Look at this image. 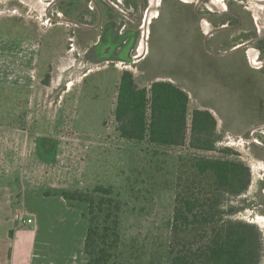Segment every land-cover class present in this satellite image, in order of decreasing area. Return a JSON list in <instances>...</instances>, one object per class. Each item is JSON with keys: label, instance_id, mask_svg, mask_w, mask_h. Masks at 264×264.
<instances>
[{"label": "rangeland", "instance_id": "obj_1", "mask_svg": "<svg viewBox=\"0 0 264 264\" xmlns=\"http://www.w3.org/2000/svg\"><path fill=\"white\" fill-rule=\"evenodd\" d=\"M52 1L0 0V62L4 61L3 67L14 57L1 49L15 45L12 41L26 38V23L31 22L32 27L39 28V40L43 45L42 55L36 58L32 68L46 70L34 72L32 83L14 84L16 74L8 81L0 75V188L11 189L14 216L20 210L24 191L29 188L42 189L47 196L69 192L94 197L101 196L95 192L99 187L111 189L112 197L120 204L121 220L120 242L111 262L169 264L179 177L189 171L195 157L223 155L195 151L188 144L162 147L147 141L123 139L117 131L114 110L121 75L129 71L141 88L149 87L154 81H167L184 89L190 96L189 115L206 106L215 111L222 138L218 147L230 148L231 158L243 162L251 172L249 190L231 199V204L242 209L233 218L257 224L264 239V123L252 119L260 114L257 113L259 109L254 108L261 105L264 87L251 81L253 75L245 70L241 56L222 60L224 63L217 68H201V61L193 68H153L164 60L166 67L170 66L168 63L181 61L182 58L176 56L177 40L174 38L177 35L173 33L180 35L177 38L182 41L188 35H183L184 6L175 8L174 0H166L167 4L162 0H150L146 19L140 24L143 28L138 50L133 54L137 63L121 61L104 68L107 65L88 62L84 50L81 56L70 51L72 26L53 27L59 22L49 13L56 16L60 10L56 6L47 7ZM190 1L192 12L220 14L216 23L223 18L232 22L228 30L219 31L218 37H214L224 42L218 48L220 51L246 44V53H243L247 58H252L256 68L264 65V0ZM228 12L239 15L240 20L232 18ZM187 28L195 30L197 35L208 34V37L215 30L204 16L190 19ZM245 35L250 41L244 42ZM178 43L181 47L182 43ZM161 54L166 58H161ZM194 55L197 53L192 58ZM144 56L148 58L147 63L138 62ZM22 59H16L14 65L21 66ZM252 83L262 89L256 96L251 94ZM261 115L264 116V109ZM247 116L252 120H245ZM190 119L189 116V124ZM40 138H50L56 143L51 160L39 153ZM27 201L30 208L39 209L32 196L28 195ZM57 203H48L49 211L37 218L41 230L50 235L47 240L62 246L60 251L53 249L52 253L61 252V257L66 258L74 251L75 239L70 215L61 212ZM72 204L80 211L86 209L78 201ZM47 224L57 235L46 230ZM24 227L30 232L34 225ZM80 233L77 230V234Z\"/></svg>", "mask_w": 264, "mask_h": 264}, {"label": "trees", "instance_id": "obj_2", "mask_svg": "<svg viewBox=\"0 0 264 264\" xmlns=\"http://www.w3.org/2000/svg\"><path fill=\"white\" fill-rule=\"evenodd\" d=\"M228 22L223 18L220 24ZM189 104V94L174 83L154 81L141 88L131 72L121 75L114 118L123 139L162 147L188 144L195 151L223 155L197 156L189 171L179 177L169 264H262L260 228L233 218L242 209L230 203L249 190L250 169L231 158L230 148L218 147L222 138L215 115L206 109L189 115ZM95 192L101 196L69 192L60 196L71 207H76L72 201L86 207L82 210L88 223L84 264H113L111 258L120 242V204L111 189L99 187Z\"/></svg>", "mask_w": 264, "mask_h": 264}, {"label": "flooded vegetation", "instance_id": "obj_3", "mask_svg": "<svg viewBox=\"0 0 264 264\" xmlns=\"http://www.w3.org/2000/svg\"><path fill=\"white\" fill-rule=\"evenodd\" d=\"M174 1L173 6L175 8L184 6L186 9L183 22V25H186L183 35L185 37L188 35V38L182 41L177 38L180 35L173 33V35H177L174 38V40H177V44H175L176 56L182 59L181 61H175L176 63H168L167 66L170 65L169 67H166L165 60L162 64L157 62V65L155 64L153 68H175L178 66L187 68L191 62L194 65H197L198 61L203 63L206 56L213 58L221 55L220 49H216L213 46L216 39L214 37L219 31L228 30L232 22L229 21L228 24L221 25L220 22L216 23V20L221 17L220 14L215 15L211 12H203V15H200L196 11H191L190 5L192 2L190 0ZM162 2L167 4L166 0H162ZM182 2L184 5H182ZM148 3H150V0H57L50 4L49 7L53 8L56 6L60 12L56 16L53 13H49V15L50 17H55L60 25L67 24L72 26V38L70 40L72 41V44H70L72 53L76 56H81V51L84 50V57L88 62L95 65H107L104 68H109L111 67L109 65H117L121 61L137 63L134 61L133 54L138 50L140 30L143 28L140 24L146 19L150 8L149 5L147 6ZM228 15L240 20L237 14L228 12ZM135 16H138V18L134 19ZM159 16L161 17L162 14H159ZM201 16H204L215 28L209 37L207 36L208 34L197 35L193 29L188 31L187 27L190 24V19H197ZM128 21L130 22L129 24ZM194 35L197 36L196 39ZM244 40V42L250 41V39ZM178 41L182 43L181 47ZM194 53H197V55L192 58ZM160 57L166 58L164 55ZM142 61H145L146 64L148 58L144 56L138 62ZM257 69H264V65L257 67ZM55 144L50 138L39 139L38 150L41 156L51 160L55 152Z\"/></svg>", "mask_w": 264, "mask_h": 264}, {"label": "crops", "instance_id": "obj_4", "mask_svg": "<svg viewBox=\"0 0 264 264\" xmlns=\"http://www.w3.org/2000/svg\"><path fill=\"white\" fill-rule=\"evenodd\" d=\"M53 3L54 0L51 3L47 4V7H49V5ZM45 16L50 18L46 12ZM30 24L31 22L26 23V38L12 41L16 44L9 45L7 49H1V51H9V54L14 57V60L10 59V61H6L7 63L9 62V65L6 66L7 68L3 67L5 65V63L3 64L4 61L0 62V75L2 78H6V81H8L11 78L12 74H16L17 77H14V80L12 81L14 82V84H20L21 81L32 83L35 79L33 78V73L39 69H41L42 71L45 70V68H32L33 65H35L36 58L42 55L43 45L41 43V40H39V28L32 27ZM57 25L60 24L56 23V25H53V27ZM32 28H36V31L32 30ZM219 41H221V39H215V42L213 44L214 48L218 49L223 45L224 42ZM245 46L246 45L243 44L235 45L233 47H230L228 51H220L221 55L217 57L215 56L211 58L210 56H206L205 61L207 63H201V68H217V65H221L222 63H224L222 60L229 59V57L232 56H241V58L243 59L245 70L253 75V77H250L251 81L253 80L254 84H257L258 86L263 85L264 87V70L257 69L252 63L253 60L252 58H250V56H248L249 58H247L246 54H244L246 53L244 52ZM19 58H23L22 65H14L15 60ZM24 58H26V64L24 62ZM193 66L194 64L191 62L190 66L187 68H193ZM224 70V68H221V71L224 72ZM253 83L252 85H254ZM250 89L252 90L251 94H253V96H256L257 91L262 90L261 88L259 89V87H255V85L254 87H250ZM249 90H247L248 93ZM246 99L247 98L245 97L244 100ZM260 103V106L256 107L255 105L254 108V110L259 109L257 113L260 112V114L258 116L252 117V119L260 121L259 124H263L264 116L261 115V112H263L264 109V97H262ZM205 109L211 111L213 114L215 112L212 108H208L207 106L205 107ZM251 112L252 110H249V113ZM247 114L248 113H246V115ZM221 118L223 119V117ZM252 119L250 116H247L245 118V120ZM28 190L29 191H24L23 193L22 202H20L19 206V212H22L27 215L28 218L33 219L34 228H31L30 232H27L26 227H24L25 225H18L19 223L16 224V221L14 220L15 209L11 189L7 187L2 189L0 188V264H84V250L88 223L82 218V211L77 208L71 207L60 195L47 196L45 195L44 190L39 188H29ZM28 195L32 196L33 201L38 205L39 209L34 210L33 208H30L28 206ZM51 201H58L57 204L59 205L61 212H65L66 214L70 215V222L72 223L73 227L72 233L74 234L75 239L73 241L74 245H72L74 251L72 252V254L70 253L66 258L61 257L63 255L61 252L56 255L52 253L53 249L60 251V248H62V246L55 245L53 243L51 244L50 241L47 240V236L50 237V235H45V233L41 230L42 225L40 220L37 218V216L39 217V215L43 214L45 211H49V209H47V204ZM48 225L49 224H47L46 230H50L52 233L53 228H51V225ZM77 230H80V235L77 234ZM55 234L57 235L56 230L53 232V235Z\"/></svg>", "mask_w": 264, "mask_h": 264}, {"label": "built area", "instance_id": "obj_5", "mask_svg": "<svg viewBox=\"0 0 264 264\" xmlns=\"http://www.w3.org/2000/svg\"><path fill=\"white\" fill-rule=\"evenodd\" d=\"M14 218H15L16 222H18L22 225H25V226H32L34 223L33 219L28 218V216L22 212L16 213Z\"/></svg>", "mask_w": 264, "mask_h": 264}]
</instances>
